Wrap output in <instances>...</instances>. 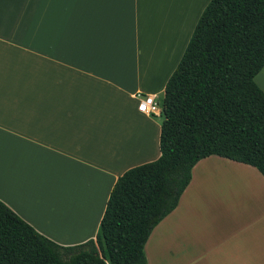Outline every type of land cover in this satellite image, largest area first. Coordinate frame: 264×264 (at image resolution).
Segmentation results:
<instances>
[{"label": "crops", "instance_id": "0c3cea01", "mask_svg": "<svg viewBox=\"0 0 264 264\" xmlns=\"http://www.w3.org/2000/svg\"><path fill=\"white\" fill-rule=\"evenodd\" d=\"M189 3L0 0V200L43 235L95 238L117 177L160 155L165 85L203 10ZM254 80L264 92V65ZM143 250L147 264H264V175L199 159Z\"/></svg>", "mask_w": 264, "mask_h": 264}, {"label": "trees", "instance_id": "16d2710c", "mask_svg": "<svg viewBox=\"0 0 264 264\" xmlns=\"http://www.w3.org/2000/svg\"><path fill=\"white\" fill-rule=\"evenodd\" d=\"M264 0H209L169 76L160 155L114 182L95 238L61 245L0 200V264H147L144 243L210 154L264 175Z\"/></svg>", "mask_w": 264, "mask_h": 264}, {"label": "built area", "instance_id": "2783aa9c", "mask_svg": "<svg viewBox=\"0 0 264 264\" xmlns=\"http://www.w3.org/2000/svg\"><path fill=\"white\" fill-rule=\"evenodd\" d=\"M138 98H139L138 109L140 111L147 113H152L156 111L158 107V103L153 95H143V96H138Z\"/></svg>", "mask_w": 264, "mask_h": 264}, {"label": "rangeland", "instance_id": "374dc122", "mask_svg": "<svg viewBox=\"0 0 264 264\" xmlns=\"http://www.w3.org/2000/svg\"><path fill=\"white\" fill-rule=\"evenodd\" d=\"M190 1V3H189V5L191 4V3H193V9H194V14H195V10H196V12L200 9V7H202V5H203V3H204V1L205 0H202V1H198V3H197V1L195 0H184V2H185V5H187V2H189ZM197 3V4H196ZM206 6V5H205ZM186 7V6H185ZM202 9H204V6L202 7ZM202 11V10H201ZM201 14V13H200ZM200 16V15H199Z\"/></svg>", "mask_w": 264, "mask_h": 264}]
</instances>
